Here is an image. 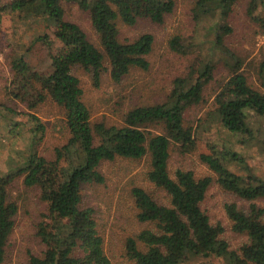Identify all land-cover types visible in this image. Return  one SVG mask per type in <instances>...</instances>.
Returning <instances> with one entry per match:
<instances>
[{"label":"trees","instance_id":"1","mask_svg":"<svg viewBox=\"0 0 264 264\" xmlns=\"http://www.w3.org/2000/svg\"><path fill=\"white\" fill-rule=\"evenodd\" d=\"M241 1L197 0L202 14L221 11L218 45L231 34L229 20ZM64 3L76 4L89 14L104 53L90 42L79 25L66 19ZM263 4L264 0H247L246 13L264 30V18L256 15ZM175 8V0H13L0 5V26L4 14L16 15L14 18L19 21L42 22V31L33 36L26 53L12 62L9 92L31 111L24 116L33 125L32 141L46 133L45 125L33 112L48 99L62 109L70 135L67 143L56 149L54 160L37 153L32 143L19 167L0 174V264L6 262L18 214L10 190L20 180L27 188H37L46 204V212L35 228L44 252L29 254L27 264H112L105 253L95 211L82 205L83 189L85 185L105 183L99 170L103 162L146 157L150 160L147 179L165 193L167 202H159L141 187L132 190L137 219L150 227L127 240V256L134 264H197L200 259L221 260L224 264H264V207L257 205L264 203V180L252 173L243 177L230 170L232 164L246 168L242 155L225 145H213L209 153L200 155V160L216 178H197L192 171L181 169L175 172V178L169 173L173 145L187 154L197 148L194 128L186 124V113L204 101L205 88L214 78L211 63L196 58L188 75L175 80L164 103L136 107L125 115L123 125L110 127L98 124L93 128L80 79L73 74L74 69L80 68L99 85L106 58L116 83L132 69L148 70L154 36L144 34L133 41H121L118 23L134 26L147 19L163 24ZM170 46L181 54L194 49L181 37H174ZM31 54L47 55V72L36 70ZM241 64L236 61L230 66L231 76L215 96L213 116L229 133L242 136L245 143L255 139L250 113L264 119V92L251 86L241 72ZM259 74L264 87V63ZM7 110L20 115L12 108ZM14 126L12 134H16L19 123ZM215 183L240 202L249 203L248 208L237 203L225 207L232 231L246 238L238 251H233L224 239L225 227L212 224L203 207Z\"/></svg>","mask_w":264,"mask_h":264},{"label":"rangeland","instance_id":"2","mask_svg":"<svg viewBox=\"0 0 264 264\" xmlns=\"http://www.w3.org/2000/svg\"><path fill=\"white\" fill-rule=\"evenodd\" d=\"M13 0H0L6 5ZM173 14L165 18L163 24H156L147 19L139 20L134 26L118 23L120 40L133 41L144 34L154 36V47L148 56V70L132 69L119 83L112 80L110 66L105 59L106 70L103 72L99 85L94 83L92 76L80 68L73 74L80 79L83 90V102L91 114L93 128L98 124L121 126L125 115L140 106H152L164 103L169 97L174 82L188 75L196 58L211 63L214 78L204 91V101L189 109L186 113V124L194 128L197 148L192 153H183L173 145L170 151L169 173L175 178L178 169L192 171L197 178L215 175L200 160V155L209 153L213 145H225L242 155L246 168L235 164L230 165L234 173L247 177L252 173L264 180V119L249 115L250 128L255 139L242 143L240 136L225 130L215 120V96L231 76L236 61H240L243 72L251 86L264 92L260 70L264 63V30L258 23L247 16V0H242L233 9L229 20L231 34L226 35L222 44H217V24L221 23L220 10L215 14H202L198 10L197 0H175ZM66 19L79 25L87 34L88 39L102 53L104 49L99 37L91 24L88 13L83 12L76 4L64 3ZM256 15L264 18V4ZM13 14H4L0 26V174H7L23 162L30 145L48 160H54L56 149L61 148L69 140L65 117L62 109L48 99L33 112L46 127L42 138L32 141V123L24 116L31 113L24 103L14 100L10 95L13 79L12 62L16 57L24 55L30 46L33 36L42 30V22L16 20ZM181 37L186 45H193L191 53L181 54L174 51L170 41ZM38 57V56H37ZM30 58L35 68L41 72L49 69L47 55ZM40 58V59H39ZM38 60V61H37ZM12 108L18 114H11ZM19 123L15 133H11L14 124ZM98 143V137L96 138ZM105 178L104 184L85 185L83 189V207L92 208L98 230L104 240L106 255L112 264H134L127 256L126 243L129 238L136 237L140 232L150 228L148 224L137 219V209L132 197V190L141 187L153 195L159 202L166 203L167 197L160 189L153 186L147 179L150 170L148 157L142 160L118 158L113 162L105 161L100 166ZM11 200L18 205L15 227L9 240L5 264H27L29 254L41 255L44 246L36 237V225L46 212V204L41 201L37 188H27L22 180L17 181L10 190ZM237 203L239 207L248 208L232 194L225 192L217 183L213 184L204 202V209L212 224L220 223L225 227L224 239L233 251H238L246 238L234 233L231 222L225 211L227 204ZM257 205L264 207V203ZM200 259L197 264H224L221 260Z\"/></svg>","mask_w":264,"mask_h":264}]
</instances>
